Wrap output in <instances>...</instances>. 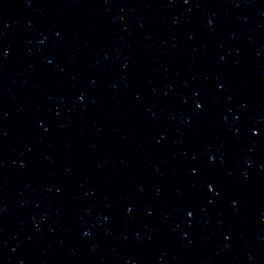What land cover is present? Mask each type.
Here are the masks:
<instances>
[{
    "label": "water",
    "instance_id": "water-1",
    "mask_svg": "<svg viewBox=\"0 0 264 264\" xmlns=\"http://www.w3.org/2000/svg\"><path fill=\"white\" fill-rule=\"evenodd\" d=\"M0 264H264V0H0Z\"/></svg>",
    "mask_w": 264,
    "mask_h": 264
},
{
    "label": "snow or ice",
    "instance_id": "snow-or-ice-1",
    "mask_svg": "<svg viewBox=\"0 0 264 264\" xmlns=\"http://www.w3.org/2000/svg\"><path fill=\"white\" fill-rule=\"evenodd\" d=\"M209 191H212V186H209ZM189 215H191V214H189Z\"/></svg>",
    "mask_w": 264,
    "mask_h": 264
}]
</instances>
